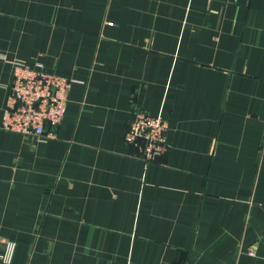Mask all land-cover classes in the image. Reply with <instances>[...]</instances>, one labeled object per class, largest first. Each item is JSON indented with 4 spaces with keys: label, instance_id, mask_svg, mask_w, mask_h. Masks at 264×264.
Wrapping results in <instances>:
<instances>
[{
    "label": "crops",
    "instance_id": "0c3cea01",
    "mask_svg": "<svg viewBox=\"0 0 264 264\" xmlns=\"http://www.w3.org/2000/svg\"><path fill=\"white\" fill-rule=\"evenodd\" d=\"M14 61L74 80L56 138L1 129ZM0 264H264V0H0Z\"/></svg>",
    "mask_w": 264,
    "mask_h": 264
},
{
    "label": "built area",
    "instance_id": "2783aa9c",
    "mask_svg": "<svg viewBox=\"0 0 264 264\" xmlns=\"http://www.w3.org/2000/svg\"><path fill=\"white\" fill-rule=\"evenodd\" d=\"M14 77L1 129L37 141L56 138L53 128L65 120L68 93L74 80L48 73L43 63L32 68L23 61H14ZM169 122L152 116L140 107L133 110L132 121L125 133L126 143L140 149L138 158L146 164L155 163L167 146ZM10 247L4 263H9ZM254 255V251H250Z\"/></svg>",
    "mask_w": 264,
    "mask_h": 264
}]
</instances>
